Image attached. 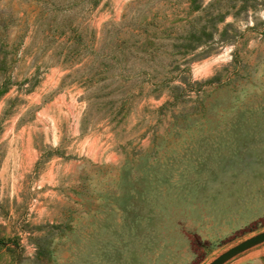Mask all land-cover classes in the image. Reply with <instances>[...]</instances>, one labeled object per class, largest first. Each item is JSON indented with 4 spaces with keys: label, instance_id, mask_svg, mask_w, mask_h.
<instances>
[{
    "label": "rangeland",
    "instance_id": "obj_1",
    "mask_svg": "<svg viewBox=\"0 0 264 264\" xmlns=\"http://www.w3.org/2000/svg\"><path fill=\"white\" fill-rule=\"evenodd\" d=\"M1 88L0 264H205L264 229L212 191L264 146V0H0Z\"/></svg>",
    "mask_w": 264,
    "mask_h": 264
},
{
    "label": "crops",
    "instance_id": "obj_2",
    "mask_svg": "<svg viewBox=\"0 0 264 264\" xmlns=\"http://www.w3.org/2000/svg\"><path fill=\"white\" fill-rule=\"evenodd\" d=\"M255 136L257 134L248 135L246 141V146L249 147L250 143L254 141L253 153L247 158L246 166L241 163V159L238 161L241 163L235 168V170L230 174L229 177L222 176L221 181L227 182L230 186L226 187H215L214 193L216 196H221L219 200H215V207H222L226 210L224 214L223 223L235 224L237 220H245L257 216L264 212V146L261 148L257 141H255ZM240 153V154H239ZM237 154L238 157L244 155V151L241 150ZM221 175V174H220ZM228 176V175H227ZM220 177V176H219ZM218 180V178H217ZM229 195V196H228ZM204 196H197L198 201H202ZM230 197V198H229ZM222 199V201H220ZM200 201L198 205H200ZM223 203V204H222ZM197 205V202L195 203ZM190 207L189 199L186 197V210ZM220 221V216L214 220ZM197 231L204 232V227L197 224ZM250 249V250H249ZM188 250V244L186 243V251ZM244 253V256L238 260H244L241 264H264L259 257L258 248H248ZM164 254L163 258L159 259L157 262H152L146 264H174V262L169 261V257ZM250 261V262H248Z\"/></svg>",
    "mask_w": 264,
    "mask_h": 264
},
{
    "label": "water",
    "instance_id": "obj_3",
    "mask_svg": "<svg viewBox=\"0 0 264 264\" xmlns=\"http://www.w3.org/2000/svg\"><path fill=\"white\" fill-rule=\"evenodd\" d=\"M264 241V229L243 238L211 258L205 264H222L237 253Z\"/></svg>",
    "mask_w": 264,
    "mask_h": 264
},
{
    "label": "trees",
    "instance_id": "obj_4",
    "mask_svg": "<svg viewBox=\"0 0 264 264\" xmlns=\"http://www.w3.org/2000/svg\"><path fill=\"white\" fill-rule=\"evenodd\" d=\"M5 88H1L0 90H4Z\"/></svg>",
    "mask_w": 264,
    "mask_h": 264
}]
</instances>
